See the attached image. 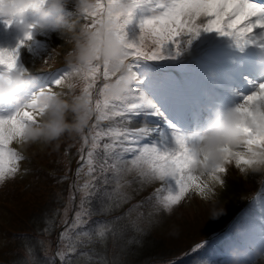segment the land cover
Returning <instances> with one entry per match:
<instances>
[{
  "label": "rangeland",
  "instance_id": "rangeland-1",
  "mask_svg": "<svg viewBox=\"0 0 264 264\" xmlns=\"http://www.w3.org/2000/svg\"><path fill=\"white\" fill-rule=\"evenodd\" d=\"M64 1L69 2L65 5H71L70 2L75 3V0ZM77 15L76 11L73 10L66 13L65 16L69 21H72ZM137 17L134 15L133 23L126 26L125 37L129 42H134L139 35L138 24L140 19ZM5 19L1 18L0 21ZM88 20L90 18L85 19V22L89 23ZM27 22L30 21L27 20ZM4 24L2 22L0 27V37H7L11 34L6 30ZM34 36L36 41L32 47L29 46L30 41L26 39L22 40L23 43L14 50L19 56V61L25 59L22 65H27L29 69L44 75L41 85L50 88L55 80L70 70L69 65L65 62V55L69 51L70 45L65 44L62 37H60L61 39L53 36L50 38L49 36L44 37L43 34L37 35V33ZM219 39L220 35L217 32H205L203 30L195 38L191 35L178 37V45L181 47L178 49L177 45H174L178 53H176L174 60L169 59L168 61L182 60L207 43ZM170 46L169 44L166 47ZM136 63L144 65V67L140 65L139 69L143 73L142 71L138 73V75L142 73L141 78L143 80L150 74L149 69L145 66L147 64L154 75L155 73L162 75V70H158L159 66L153 67L154 63L149 64V61H145L143 58H140ZM166 66V71L181 68L176 71L188 73L187 68L191 64ZM38 67L47 70L48 73ZM16 71H20L17 63L12 71H8L6 66L2 65L0 78L8 77ZM149 82H147L148 86H156V84H151L152 81L149 80ZM77 85V88L71 91L66 87L53 86V88L57 92L80 95L82 85L80 83ZM257 87L254 86L252 90L244 93L242 100L256 91ZM237 108L227 107V114ZM0 110H2L0 118H9L18 111V108L16 106H0ZM104 123L108 125L109 122L105 121ZM83 134L85 135V132ZM61 144L63 143L61 142ZM63 147L66 148L68 155L62 154L61 150L55 149L51 145L39 144L26 149L20 147L24 160L20 162L19 174L14 179L0 185V264H89L90 262L93 264H136L135 261L150 257L151 252L155 253L161 243H164V247H161L160 253H163L161 255H170V251L167 253V250L173 246L177 250L175 253L181 251L190 253L189 256L175 264H203L204 261L210 262V264H225L227 250L230 247L240 246L242 242L251 244L249 240L254 241L252 235L260 239L258 234L252 230L251 215L256 214L257 207L264 201V184L260 185L264 180V172H241L234 163L227 165L226 173L222 174V186L213 187V192L209 193L207 198L189 193L179 206L170 213H165L155 209L153 202L147 199L156 188L160 187L159 182L142 187L134 175L126 176L125 179L130 181V184L124 185L121 191L127 193L129 199L117 206V201L109 199L108 196L115 185L111 176H109L108 184H105L100 178L93 181V177L89 175L87 170L88 164L85 162L81 168L82 148L77 149L74 148V145H67L66 143ZM86 154L87 152L85 157ZM70 166H72L73 171L70 169L71 172H68ZM78 168H80L79 175H77ZM86 182H92L95 186L86 189L83 187ZM25 186L27 190L24 192ZM88 191L94 194L85 197V193ZM245 197L252 198L251 205L243 204ZM82 198H85L88 214L83 217L84 223L80 227L72 229L71 225L75 219V213L80 210ZM49 199L51 201L48 203ZM26 200V203L30 202L31 205L26 207L24 204ZM134 205H140V207L133 209ZM111 206H114L117 213L121 215L120 226L127 237L122 238L123 233L120 232V238L114 241L113 249L111 248L107 254L104 253V250L109 246L107 241L111 231H107L103 241L98 238L97 233L109 229L110 224L108 226L107 224H98L95 221L97 216L107 218L111 213L109 211ZM8 207L11 208V211L8 210ZM36 207H39L40 210L39 213L34 214L33 208ZM130 210L132 211L130 212ZM13 213L17 214L13 215ZM23 213L25 214V221L36 226L33 235L27 236L20 233V236L17 237V234H9L5 225L9 227L14 225L18 222L15 218L16 215L20 217ZM139 213H143V216H140ZM233 216L235 218L231 223L230 220ZM92 217H96L95 221L91 220ZM232 224L236 226L233 227L232 232L223 234L218 231L217 237L205 241V245L201 247V250H205L204 252L200 255L194 253L195 249H192L194 248L193 238L201 232L200 230L204 228H206L204 230H209V227H212L211 230L217 231L221 226ZM18 227H15L17 231H19ZM37 227H39V231ZM235 228L240 229L239 233L234 231ZM66 229L68 230L67 234L61 239V233H65ZM20 230L25 233L32 232L30 231L32 228L29 229V226L20 227ZM83 232L90 235H80ZM260 246L263 247V245ZM70 247H74L75 251H69ZM61 251L66 254L64 261H61L57 255Z\"/></svg>",
  "mask_w": 264,
  "mask_h": 264
},
{
  "label": "snow or ice",
  "instance_id": "snow-or-ice-1",
  "mask_svg": "<svg viewBox=\"0 0 264 264\" xmlns=\"http://www.w3.org/2000/svg\"><path fill=\"white\" fill-rule=\"evenodd\" d=\"M121 4L127 5L126 9L111 17L115 20L114 31L125 41L118 62L126 63L128 71L134 77L133 61L140 58L163 60L166 58L163 53L167 45H178V37L181 36L191 35L195 38L201 30L214 31L221 36L230 37L238 46L258 43L260 47H264V4H259L256 0H97L96 8L90 13H85L84 18H90L87 26L95 27L100 17L110 15L112 9ZM144 5H150L151 10L145 18L139 20L137 39L129 42L125 38V28L133 21L135 11ZM257 29L261 30L259 36L254 35ZM30 38L28 34L26 39ZM16 61V50L0 49V65L12 71L16 67ZM69 68L68 72L53 82V86L66 87L71 91L77 88L79 81L82 85L80 95L86 96L92 107L93 95L96 96L93 107L95 116L90 118L96 122L90 126L91 142L86 157L81 156V168L86 162L88 173L95 181L99 177L96 175L97 166L93 160L100 161L99 175L103 177V182L108 184L109 176L115 181L108 196L109 199L117 201V206L129 199L127 193L121 191L124 185L130 184V181L125 179L128 175H134L142 187L159 182L160 187L147 199L153 202L155 209L165 213L173 211L189 193L207 198L209 193L213 192V183L223 184L222 174L226 173V166H214L207 173V180L192 173L190 163L194 158V151L188 144L190 137L173 131L175 148L169 150L166 147L165 133L157 128L147 125L139 128L127 127L137 114L144 113L145 110L153 109L152 115L159 113L154 110L151 101L133 87L123 96H106L105 82L116 78V73L107 62L104 65L89 64L86 68ZM135 83H138L136 79ZM53 86L41 92L47 91L55 95L57 91ZM35 97L13 116L0 118V185L19 174L20 162L24 160L19 146L23 129L28 123H37L45 110L37 103ZM260 105H264V83H260L256 91L244 98V103L235 110L237 116L234 123L249 146L264 149V110H261ZM101 121H108V126L101 128ZM168 127L172 128L171 125ZM154 134L158 135V139L151 138ZM82 139L84 144H89L88 136H82ZM83 151L82 148L81 152ZM225 151L227 163H234L241 172H245L247 166L253 163L247 155V149L234 153ZM79 173L80 168L77 169V175ZM94 186L92 182L83 185L86 189ZM93 194L88 191L85 197ZM139 207L140 205H134L133 209ZM87 214L85 198H82L80 210L75 213L71 228L80 227L84 223L83 217ZM139 215L143 216V213ZM119 219L118 217L117 220ZM110 230L109 228L98 232V238L103 241ZM67 231L66 229L65 233H61V239ZM80 235L90 234L83 232ZM69 251L74 252L75 248L70 247ZM57 255L61 261L65 260V252H58ZM203 264H207V261Z\"/></svg>",
  "mask_w": 264,
  "mask_h": 264
},
{
  "label": "clouds",
  "instance_id": "clouds-1",
  "mask_svg": "<svg viewBox=\"0 0 264 264\" xmlns=\"http://www.w3.org/2000/svg\"><path fill=\"white\" fill-rule=\"evenodd\" d=\"M63 6L64 0H2L0 18L20 21L27 12L33 13L38 18L37 27L55 28L65 44L70 45L65 55L67 65L86 68L89 64L104 65L107 62L116 73V78L105 82L104 93L112 98L123 96L135 83V77L128 71L126 63L118 62L125 41L114 31L115 20L111 17L124 11L127 5L115 7L110 15L100 17L92 28L87 26L84 16L96 8L97 0H75L78 15L72 21L62 14ZM17 26L26 33L32 27L29 24ZM30 79L29 75L19 71L0 78V106H16L18 110L22 109L23 105L17 94L28 86ZM35 99L45 110L37 123L25 125L19 145L25 149L39 144L55 147L64 136L82 134L94 112L84 95H65L62 92L52 95L43 91ZM236 116L235 111L226 114L196 138L197 142L191 146L194 158L190 163L194 175L207 180V173L214 166L230 165L225 159V150L234 153L246 149L249 159L253 161L246 171L264 172V149L248 145L241 130L234 123ZM234 231L239 233L240 229L235 228ZM225 264H264V247L252 244L246 247L232 246L227 250Z\"/></svg>",
  "mask_w": 264,
  "mask_h": 264
},
{
  "label": "bare ground",
  "instance_id": "bare-ground-1",
  "mask_svg": "<svg viewBox=\"0 0 264 264\" xmlns=\"http://www.w3.org/2000/svg\"><path fill=\"white\" fill-rule=\"evenodd\" d=\"M150 10H151L150 5L142 6L141 8H139V10H137L138 18L139 19L145 18L149 14ZM33 15L34 14L31 12H27L22 19L29 18V17L31 18ZM33 17L36 18L35 15ZM16 22H14V26H15V29L17 30L18 26ZM37 22H38V19H37ZM20 30H21L20 27H18V31ZM51 30L52 29H49L48 27L47 28L37 27L33 23L29 32L26 33L24 31H21L18 35L19 37H22L25 40L26 36L30 34L31 38L28 40L30 41L29 46L32 47V44L35 42V37H34L35 31L48 32ZM53 31L58 32L56 29ZM260 33H261V30L257 29L255 30L254 35L259 36ZM220 38H221L220 40L215 41V42L212 41L207 45L208 47L213 48L212 55L210 56V58L202 59V58H197L195 56L193 59L192 68L196 67L195 68L196 71H199V70L204 71V75H203L204 78L202 82L209 86V89H206V93L214 97H218L220 99L219 101L220 104L224 105L227 100H231L232 98L229 97L227 99L223 97L218 91H223V92L228 91L229 95L232 94V92L236 94L237 92L242 91V90L249 91L251 90L252 86L256 84L255 83L256 81L259 82V81L264 80V47H260L258 43H250L247 45L238 46L236 42L230 37L220 35ZM0 49L5 50L3 46H0ZM7 50L11 51V49H7ZM202 51L203 49L200 52L202 53ZM194 53H190L187 56H191ZM17 59H18V55H17ZM20 66H21L22 73L30 75V76L34 75L33 74L34 72H32L28 68H25L24 65L20 64ZM234 69L238 70V72L240 73L233 72ZM226 70L232 71L233 74H235L236 76H240V75L242 76L241 73H244L245 82H241L243 84L242 88L240 85L236 86L237 84L230 82V80H227V77L225 74ZM173 80H174V83L179 82L183 87H185L187 93H189L190 90L193 88L190 83H187L185 80L181 78L180 74H175ZM234 86H236V88ZM26 88L31 89V92H35L37 90V87L36 88L33 87L32 82H30ZM179 88H181V86ZM44 89H47V88L42 85V88L38 90L36 93L30 92L31 97L36 96L39 92H41ZM235 89L237 90L239 89V90L236 91ZM168 92H170V90H168ZM155 94L158 97L159 102L162 106L167 107V105L173 100V97H171L166 92L165 89L164 91L158 90L155 92ZM164 97H166V102L163 103L162 101H164ZM181 103H182V100L180 99V105ZM260 107H261V110H264V105H260ZM223 108L224 106H221V109ZM154 110L156 111L155 106H154ZM171 110L174 112H177V110L174 109V106L173 108H171ZM181 110L182 109H180V106H179L178 111H181ZM152 111L153 109L145 110L144 113L137 114L135 118L136 119L139 118L142 120H156V118L151 114ZM159 122L163 123L161 120H159ZM136 124L134 127H136ZM163 125L165 126L166 124L163 123ZM138 126L142 127L143 125L137 124V127ZM202 179H205V178L202 177ZM214 185L216 187L220 186V184H215V183Z\"/></svg>",
  "mask_w": 264,
  "mask_h": 264
},
{
  "label": "trees",
  "instance_id": "trees-1",
  "mask_svg": "<svg viewBox=\"0 0 264 264\" xmlns=\"http://www.w3.org/2000/svg\"><path fill=\"white\" fill-rule=\"evenodd\" d=\"M46 197H48V196H46ZM28 200V199H27ZM27 200L24 202V204L26 205V207L28 206V205H31L30 204V202H28V203H26L27 202ZM31 203H33V201H31ZM33 213L34 214H37V213H39V207H36V208H33ZM22 216H20V217H18L17 219L18 220H20L21 218L22 219H24V216H25V214L23 213V214H21ZM25 221V220H24ZM30 222V221H29ZM31 223H28V221H25V223L23 224V226H29V229H31L32 228V230H30V231H32L31 233H32V235H33V233H34V227H35V224H31ZM32 226V227H31ZM31 227V228H30ZM164 243H161L159 246H158V249L156 250V252L155 253H152L151 251V254H150V257H148V258H146V259H139L138 261H137V264H165V263H167L169 260H170V256L169 255H161V254H163V253H160V251H161V247L163 248L164 247V245H163ZM169 251H170V253L172 252V253H174L175 251H177L176 250V248L173 246L172 248H168V250H167V253H169ZM176 253H174V255H175Z\"/></svg>",
  "mask_w": 264,
  "mask_h": 264
}]
</instances>
